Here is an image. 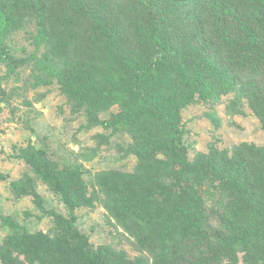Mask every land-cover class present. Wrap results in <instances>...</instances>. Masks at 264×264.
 <instances>
[{"label":"trees","instance_id":"16d2710c","mask_svg":"<svg viewBox=\"0 0 264 264\" xmlns=\"http://www.w3.org/2000/svg\"><path fill=\"white\" fill-rule=\"evenodd\" d=\"M29 79L109 131L96 153L127 136L115 149L134 166L93 175L92 151L59 164L30 142L20 158L34 177L11 190L35 197L50 226L1 216L0 264H264V0H0V112ZM192 108L216 129L221 109L253 116L262 142L196 150ZM37 182L68 214L47 208ZM100 206L119 247L79 229L77 210Z\"/></svg>","mask_w":264,"mask_h":264},{"label":"rangeland","instance_id":"374dc122","mask_svg":"<svg viewBox=\"0 0 264 264\" xmlns=\"http://www.w3.org/2000/svg\"><path fill=\"white\" fill-rule=\"evenodd\" d=\"M21 41L24 42V40H16L19 44L18 52L22 50ZM13 86L14 84L5 85L3 89L10 94ZM16 88L18 90L13 96L11 105L9 107L6 105L0 112V176H2L0 178V217L19 218L31 232L46 231L50 222L39 220L41 212L35 197L31 195L16 200L11 190L12 184L23 178L25 174L34 177L26 162L20 158L22 151L26 150L30 142L40 147L43 144L52 160L59 164L66 160L72 162L76 158H81L82 154L92 151L95 157L83 164L93 175L110 169L131 170L134 161L122 159L123 154L115 149L118 144L128 142V137L123 135L114 137L110 144L102 145L101 150L96 153L94 151L97 147L94 139L96 133L108 135L109 131L103 128H90L91 121L86 113H80L75 118L70 111V106H66L63 95L57 88H37L33 79L17 84ZM39 95H45V99L40 101ZM218 114L221 119L219 130L211 126L203 108H192L186 111L184 122L188 123L186 124L189 133L187 143L196 150H204L209 141L217 142L218 139L220 142L217 143L221 148L245 141L262 142L257 132V120L253 116L232 117L226 115L224 109H221ZM87 126L89 131L82 130ZM34 187L35 191L45 199L47 208L57 209L61 214H68L64 205L48 186L37 182ZM77 215L80 231L91 236L95 244L111 243L121 246L119 241L123 238L109 225L107 212L101 206L96 209H78ZM119 231L122 232L121 229ZM6 233L7 231L0 226V237L5 236Z\"/></svg>","mask_w":264,"mask_h":264},{"label":"water","instance_id":"95a60500","mask_svg":"<svg viewBox=\"0 0 264 264\" xmlns=\"http://www.w3.org/2000/svg\"><path fill=\"white\" fill-rule=\"evenodd\" d=\"M38 149H40V146L39 145H36Z\"/></svg>","mask_w":264,"mask_h":264}]
</instances>
